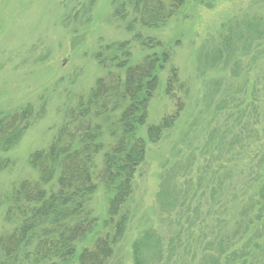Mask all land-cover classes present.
<instances>
[{
	"label": "rangeland",
	"instance_id": "374dc122",
	"mask_svg": "<svg viewBox=\"0 0 264 264\" xmlns=\"http://www.w3.org/2000/svg\"><path fill=\"white\" fill-rule=\"evenodd\" d=\"M143 3L0 0V116L29 111L0 137V233L11 228L4 196L39 180L28 157L57 139L77 98L100 79L114 83L115 120L144 91L126 93L125 73L157 57L145 116L134 124L143 158L107 264H134V241L148 231L156 240L143 252L147 264H264V0H187L158 27L144 24ZM115 44L121 52L105 72L98 52L106 57ZM97 185L88 206L101 223Z\"/></svg>",
	"mask_w": 264,
	"mask_h": 264
},
{
	"label": "trees",
	"instance_id": "16d2710c",
	"mask_svg": "<svg viewBox=\"0 0 264 264\" xmlns=\"http://www.w3.org/2000/svg\"><path fill=\"white\" fill-rule=\"evenodd\" d=\"M186 1L168 0L165 3L144 0V24L151 27L162 25ZM116 45H112L106 57L100 58L98 52L101 65L111 58L115 62L116 54L122 49ZM156 62L157 57L146 59L137 68H130L125 73L126 93L144 91L140 93L141 97L130 101L115 120L108 112L117 107L120 101L118 93L113 92L114 83H109L106 88L104 80L100 79L85 101L83 97L77 98V101L82 100L78 107L70 108L57 139L46 148L30 154L28 163L38 171L39 180L20 182L4 196L5 221L11 228L0 233V264L108 263L122 239L132 176L143 158V141L135 137L134 124L145 116V101L156 80L148 71H154ZM112 78L119 80L117 75ZM28 114V110H23L21 113L1 115L0 137L16 130ZM101 114L107 116L99 117ZM23 124L25 122L21 127ZM114 127H117L116 130H112ZM107 131L110 136H115L116 131L118 138L106 144L102 133L105 136ZM151 133L149 131L150 136ZM100 151H103L101 167L96 171L93 160ZM4 160L7 162L3 158L0 168L4 167ZM55 173L57 178L52 183ZM98 183L106 197V216L101 223L88 206ZM100 227H107V230L103 233ZM153 240H156L154 233L148 231L134 241V264L148 263L143 252Z\"/></svg>",
	"mask_w": 264,
	"mask_h": 264
}]
</instances>
